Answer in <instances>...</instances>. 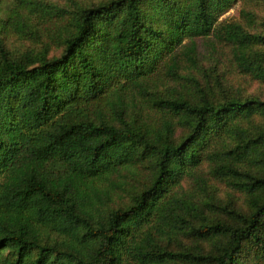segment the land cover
I'll return each instance as SVG.
<instances>
[{
    "label": "trees",
    "instance_id": "obj_1",
    "mask_svg": "<svg viewBox=\"0 0 264 264\" xmlns=\"http://www.w3.org/2000/svg\"><path fill=\"white\" fill-rule=\"evenodd\" d=\"M0 28L32 46L0 38V264H264V0H0Z\"/></svg>",
    "mask_w": 264,
    "mask_h": 264
},
{
    "label": "rangeland",
    "instance_id": "obj_2",
    "mask_svg": "<svg viewBox=\"0 0 264 264\" xmlns=\"http://www.w3.org/2000/svg\"><path fill=\"white\" fill-rule=\"evenodd\" d=\"M8 1V0H7ZM39 2H44L50 5L58 6L60 8L71 7L73 3H88V2H98L101 0H35ZM235 16V12L231 10L226 15L223 16V19H229ZM7 16L3 15L2 19H6ZM0 38L3 40L5 46L9 52L13 55H18L27 48L32 47L31 44L24 40L19 33H16L14 29L3 30L0 28ZM264 93V92H263Z\"/></svg>",
    "mask_w": 264,
    "mask_h": 264
}]
</instances>
